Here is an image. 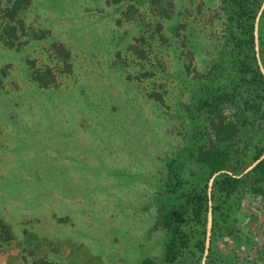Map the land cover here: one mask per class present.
I'll list each match as a JSON object with an SVG mask.
<instances>
[{"label":"rangeland","instance_id":"374dc122","mask_svg":"<svg viewBox=\"0 0 264 264\" xmlns=\"http://www.w3.org/2000/svg\"><path fill=\"white\" fill-rule=\"evenodd\" d=\"M12 1L0 0V33L14 26L12 45L0 34V264L159 260L164 161L193 127L176 65L192 76L214 59L216 0H169L166 19L167 0H28L14 13ZM235 215L236 264H264V182Z\"/></svg>","mask_w":264,"mask_h":264},{"label":"trees","instance_id":"16d2710c","mask_svg":"<svg viewBox=\"0 0 264 264\" xmlns=\"http://www.w3.org/2000/svg\"><path fill=\"white\" fill-rule=\"evenodd\" d=\"M263 1L216 0L213 10L222 39L214 59L192 76L189 61L176 65L189 92L184 110L193 127L185 146L164 161L160 177L164 209L157 221L165 231L162 256L143 257L141 264L237 263L235 211L245 193H262L264 182ZM27 3L13 0L11 12ZM170 6L167 0L162 19L171 16ZM180 20L177 24L183 26ZM8 24L1 26L0 34L12 45L14 26ZM176 27L172 25L171 33L183 44L186 35L174 31ZM178 48L181 54L183 47ZM146 67L158 70L155 64ZM159 94L147 91L157 100Z\"/></svg>","mask_w":264,"mask_h":264}]
</instances>
